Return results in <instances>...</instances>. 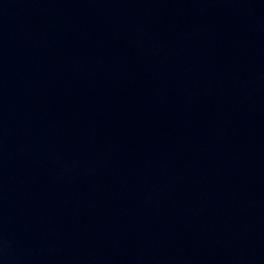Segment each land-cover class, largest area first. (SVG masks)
<instances>
[{
  "label": "water",
  "instance_id": "1",
  "mask_svg": "<svg viewBox=\"0 0 264 264\" xmlns=\"http://www.w3.org/2000/svg\"><path fill=\"white\" fill-rule=\"evenodd\" d=\"M0 264H264V0H0Z\"/></svg>",
  "mask_w": 264,
  "mask_h": 264
}]
</instances>
